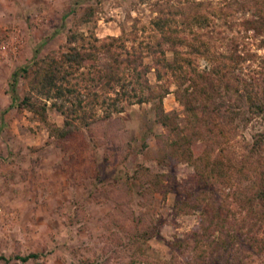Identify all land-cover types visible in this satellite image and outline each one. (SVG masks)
Here are the masks:
<instances>
[{
    "label": "rangeland",
    "instance_id": "obj_1",
    "mask_svg": "<svg viewBox=\"0 0 264 264\" xmlns=\"http://www.w3.org/2000/svg\"><path fill=\"white\" fill-rule=\"evenodd\" d=\"M255 4L264 9V0H0V254L7 258L38 254L25 262L8 259L0 264L167 260L173 253L169 243L185 240L197 224L196 211L173 209L174 192H164L169 177L185 180L183 185L189 186L193 160L206 149L214 153L219 146L230 159L225 164L241 165L247 172L238 174L224 167L230 180L224 177L215 182L220 201L235 225L240 218L247 219L230 194L236 187L248 193L264 180V120L260 116L246 113L248 120L237 118L231 124L213 118L207 125L198 124L200 133L193 134L189 113L174 97L178 90L174 82L164 77L159 83L149 71L146 78L154 90L158 84L169 88L161 107L176 130L171 132L156 121L158 100L152 99L126 104L107 120L81 126L62 138L54 131L62 125V117L54 110L47 108L41 119L9 106V82L18 67L61 51L67 33L74 29L97 38L119 36L130 53L133 49L142 64H149L143 43L151 39L152 18L180 7L207 17L209 25L202 30L212 48L238 56L239 62L231 65L232 74L257 83L261 90L264 43L241 24ZM112 57V51L98 54L100 73L109 71ZM196 67L203 74L208 71L201 59ZM79 77L80 85L96 92L100 100L106 90L102 79ZM14 90L18 99L25 95L26 80L18 77ZM222 96L246 112L238 93L222 92ZM85 100L93 102L91 95ZM92 107L99 113L98 104ZM219 130L224 136H219ZM180 131L190 139L189 153L186 144L175 150L169 145ZM258 133L261 149L248 157L247 147ZM175 253L176 260L194 256L188 246ZM253 264L264 263L256 256Z\"/></svg>",
    "mask_w": 264,
    "mask_h": 264
},
{
    "label": "trees",
    "instance_id": "obj_2",
    "mask_svg": "<svg viewBox=\"0 0 264 264\" xmlns=\"http://www.w3.org/2000/svg\"><path fill=\"white\" fill-rule=\"evenodd\" d=\"M253 9L249 17L242 19V29L260 37L259 43L262 44L264 9L258 4ZM208 25L205 15L189 13L180 7L168 8L166 13L161 11L150 22L151 39L143 43L145 54L150 57L149 64H142L133 49L130 53L119 36L97 38L71 30L61 51L34 59L12 72L9 106L26 109L41 119H44L47 108L54 110L62 117V125L55 127L54 131L63 138L81 126L107 120L113 113L121 112L126 104L156 99L155 119L172 132L177 126H170V115L161 107L162 97L170 91L166 85L158 84L157 91L149 85L146 73L152 71L159 83L164 77L174 82L178 89L174 97L189 113L188 121L193 134L200 133L198 124L207 125L213 122V118L231 124L237 118L248 120L246 113H249L264 120V88L258 90L257 83L246 82L232 74L231 65L237 64L239 57L232 52L224 54L212 48L202 30ZM101 51L113 53L107 73H100L96 67ZM199 59L208 66L205 74L197 70ZM93 74L96 79H102L106 89L100 100L96 92L88 90L85 85L81 86L76 80L77 75L81 80H96ZM18 77L27 82V93L19 99L14 90ZM232 79L235 86L231 84ZM228 91L243 97L246 112H241L223 98L222 92ZM89 95L93 102H86ZM93 104H98L99 113L91 111ZM219 136H224L221 130ZM214 137L217 143V134ZM189 143V137L182 132L169 145L175 150L186 144L185 149L189 153ZM261 145V133L255 134L247 147L248 157L259 153ZM211 152V149H206L193 160L192 184L185 186V180L177 181L169 177L164 190L174 192L173 209L177 212L196 211L197 224L185 240L169 243L173 253L167 260L158 259L146 264H253L256 256L261 257L264 263V180L256 182L248 193L237 187L231 192L233 201L247 216V219L240 218L235 225L234 218H229L224 210L226 208L220 201L215 182L224 177L226 181L230 180L224 167L238 174L246 175L247 172L242 171L241 165L225 164L224 161L229 163L230 159L222 147ZM179 154L182 155V152ZM187 246L194 256L176 260L175 251H182ZM36 257L37 253L8 258L0 254V260L15 259L21 262Z\"/></svg>",
    "mask_w": 264,
    "mask_h": 264
}]
</instances>
